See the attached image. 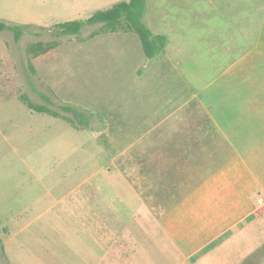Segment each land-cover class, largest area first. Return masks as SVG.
Returning a JSON list of instances; mask_svg holds the SVG:
<instances>
[{"label":"rangeland","instance_id":"obj_1","mask_svg":"<svg viewBox=\"0 0 264 264\" xmlns=\"http://www.w3.org/2000/svg\"><path fill=\"white\" fill-rule=\"evenodd\" d=\"M121 1L0 0V19L27 27L19 40L12 31L0 32V185L7 190L0 187V197L27 210L15 222L17 229L25 224L19 238L38 234L35 248L28 244L36 255L19 249V264H70L79 260L82 242L94 248L89 244L94 218L81 217L74 229L69 219L52 215H62L71 195L84 194L87 187L95 193L100 179L103 194L120 199L119 215L106 210L104 215V239L118 248L119 264H264V208L203 250L201 260L198 253L184 259L160 224L188 184L198 181L207 165L221 162L225 148L220 155L216 144L185 161L169 152V141L176 134L186 141L209 134L204 117L209 105L222 100L223 72L245 51L264 49V0H147L144 21L168 39L160 56L147 57L136 32L86 38L100 29L87 26L79 37L63 36L58 48L32 57L33 72L31 43L55 38L53 28L60 23L86 19ZM23 93L40 103L47 94L50 106L90 118L91 128L76 129L30 109ZM87 147L103 150L89 164ZM172 183L173 194L167 192ZM75 184L77 192L59 201L48 193L50 187L55 195ZM52 202L56 207L46 210ZM0 262L11 264L1 245Z\"/></svg>","mask_w":264,"mask_h":264},{"label":"crops","instance_id":"obj_2","mask_svg":"<svg viewBox=\"0 0 264 264\" xmlns=\"http://www.w3.org/2000/svg\"><path fill=\"white\" fill-rule=\"evenodd\" d=\"M260 37L261 35L257 38ZM222 86V100L209 105V117H204L211 129L204 140L193 138L186 141L184 135L176 134L174 141L172 139L169 141L171 145L168 147L169 152L181 154L185 161L197 153H204L205 148L214 144L216 146L213 147L218 148L216 150H219L217 153L220 155L221 148H225L220 164L213 162V165H207L205 169L207 172L198 181L187 183L191 186L185 188L187 190L184 189V194L160 220L163 231L181 250L184 259L198 253L200 254L198 258L201 260L203 250L223 235L235 231L240 224L247 220L252 222L251 219L256 218L255 214L264 208V49L245 51L223 72ZM171 143L175 146L173 147ZM98 152L101 155L103 150ZM98 152L87 147L85 158L88 164L89 160L93 161L95 157H99ZM83 165L80 163L77 168H82ZM103 168L101 164L96 173L101 172ZM89 180V176L85 175V184L89 185ZM103 183L102 179L97 181L95 193H89L87 187L84 194L71 195L69 204L58 212L62 215L60 217L52 215L54 218L69 219L71 222L67 225L73 228L78 225V219L81 217L95 219V228H90L94 233L93 245L88 242L94 248H89L86 242H82L84 246L80 250L79 243L75 250L79 249L77 257L80 255V258L69 261L70 264H119L120 262L118 248L113 242H105L104 239L105 210L111 213V216H118L116 203L120 199L115 196H105L102 190ZM0 187L7 193L3 186ZM78 187L79 184H75L55 195L51 194L55 188L50 187L48 193L53 201H59L64 197L63 195L77 192L75 189ZM91 191L93 192V189ZM7 202L9 200L0 197V231L3 232V236H0L2 241L0 245L10 263L19 264L17 260L19 259L17 256H20L19 249H31L32 256L36 255L35 249L30 247L35 248L34 242L38 240V234L31 232L26 237L19 238L25 224L19 227L21 229H17L15 222L19 217L24 216L27 210L6 205ZM55 205L56 203L52 202L46 210L54 209ZM104 206L108 208L104 209ZM41 215L42 212L37 217ZM2 219H4L3 223ZM32 233L34 235H31ZM30 239H33V243L29 242ZM11 255H15V260H12Z\"/></svg>","mask_w":264,"mask_h":264},{"label":"trees","instance_id":"obj_3","mask_svg":"<svg viewBox=\"0 0 264 264\" xmlns=\"http://www.w3.org/2000/svg\"><path fill=\"white\" fill-rule=\"evenodd\" d=\"M146 9L147 0H123L110 8L97 10L86 19L66 21L58 24L53 28L55 38L48 41H35L27 47V53L30 56L31 69L35 72L32 57H38L58 48L62 44V39L60 38L63 36L79 37L84 28L95 25H98L100 29L94 30L86 38H93L100 32H115L118 30L132 31L136 32L139 36L142 49L147 57L156 58L160 56L168 44V39L164 34L154 33L144 21ZM26 29L27 27L25 26L11 24L0 19V32L7 30L12 31L16 40H19L24 35ZM43 97L46 103L35 102L26 93L21 95V99L27 104V106L36 112L59 117L72 124L76 129L91 128L92 120L90 118L83 117L79 119V117H72L71 115L61 113L49 105H53L54 103L47 94H43ZM61 108L67 113H72L74 116L78 115L75 108L69 104H62ZM167 192H170L171 194L177 192L176 185H173V183L170 184ZM160 196H162V194H160ZM176 201L177 200L174 201L173 205ZM1 243L2 241L0 238V244Z\"/></svg>","mask_w":264,"mask_h":264}]
</instances>
